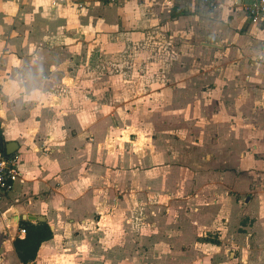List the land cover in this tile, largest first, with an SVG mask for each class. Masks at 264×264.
I'll return each mask as SVG.
<instances>
[{"label":"crops","instance_id":"0c3cea01","mask_svg":"<svg viewBox=\"0 0 264 264\" xmlns=\"http://www.w3.org/2000/svg\"><path fill=\"white\" fill-rule=\"evenodd\" d=\"M0 0V264H264V23L250 0Z\"/></svg>","mask_w":264,"mask_h":264},{"label":"built area","instance_id":"2783aa9c","mask_svg":"<svg viewBox=\"0 0 264 264\" xmlns=\"http://www.w3.org/2000/svg\"><path fill=\"white\" fill-rule=\"evenodd\" d=\"M203 3L212 8V0H201ZM243 10L248 18L252 21L264 23V0H250L243 5ZM20 170L18 161L14 156H5L2 154L0 147V200L7 197L13 190L14 181L19 176ZM25 228H19V236H24Z\"/></svg>","mask_w":264,"mask_h":264},{"label":"trees","instance_id":"16d2710c","mask_svg":"<svg viewBox=\"0 0 264 264\" xmlns=\"http://www.w3.org/2000/svg\"><path fill=\"white\" fill-rule=\"evenodd\" d=\"M25 225V236L22 239L16 238L13 241L17 256L23 264L34 258L40 243L52 237L50 226L44 220H37L36 223L22 222Z\"/></svg>","mask_w":264,"mask_h":264},{"label":"water","instance_id":"95a60500","mask_svg":"<svg viewBox=\"0 0 264 264\" xmlns=\"http://www.w3.org/2000/svg\"><path fill=\"white\" fill-rule=\"evenodd\" d=\"M0 147L2 149V154L5 155V156H13L14 153H15V149H10L8 146L4 145L3 144V141L2 139L0 138ZM26 217L28 220H44L42 216H33V215H27V216H24Z\"/></svg>","mask_w":264,"mask_h":264}]
</instances>
